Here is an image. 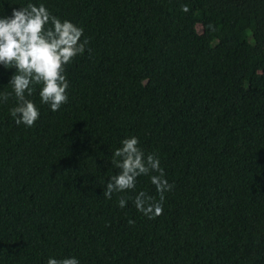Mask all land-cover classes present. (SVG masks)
<instances>
[{
  "label": "trees",
  "instance_id": "16d2710c",
  "mask_svg": "<svg viewBox=\"0 0 264 264\" xmlns=\"http://www.w3.org/2000/svg\"><path fill=\"white\" fill-rule=\"evenodd\" d=\"M28 3L89 43L59 111L37 87L27 128L0 103V264H264V0H0V17ZM132 136L173 185L154 219L134 205L159 200L149 176L103 195Z\"/></svg>",
  "mask_w": 264,
  "mask_h": 264
},
{
  "label": "clouds",
  "instance_id": "9594fccd",
  "mask_svg": "<svg viewBox=\"0 0 264 264\" xmlns=\"http://www.w3.org/2000/svg\"><path fill=\"white\" fill-rule=\"evenodd\" d=\"M187 13L189 8L183 6ZM83 29L68 20L61 21L43 3L39 6L28 3L26 7L13 9L10 17H0V65L15 69L9 85L12 91L0 93V103H7L14 96L16 105L10 109V116L16 125L34 127L40 117L36 104L27 97L39 87L42 105L57 112L68 102L69 81L66 67L86 51L87 38L81 40ZM112 164L120 171L106 184L103 195L111 199L114 193L135 189L140 176H149L155 186L159 200L140 192L134 200L137 211L148 219L163 213L165 192L173 185L165 179L160 160L155 154L147 156L135 136L125 138L112 154ZM127 197L121 196L118 206L124 208ZM134 224V221H129ZM47 264H79L75 257L56 259L50 257Z\"/></svg>",
  "mask_w": 264,
  "mask_h": 264
}]
</instances>
